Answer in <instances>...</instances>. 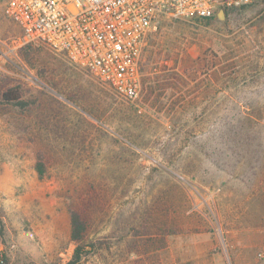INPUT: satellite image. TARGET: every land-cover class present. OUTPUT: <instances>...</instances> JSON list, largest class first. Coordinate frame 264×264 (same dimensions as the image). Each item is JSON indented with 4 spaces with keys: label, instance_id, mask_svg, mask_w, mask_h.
Listing matches in <instances>:
<instances>
[{
    "label": "rangeland",
    "instance_id": "1",
    "mask_svg": "<svg viewBox=\"0 0 264 264\" xmlns=\"http://www.w3.org/2000/svg\"><path fill=\"white\" fill-rule=\"evenodd\" d=\"M0 0L4 264H264V0L163 19L120 97L21 31ZM20 87L7 104L1 94ZM45 169L39 178L34 165Z\"/></svg>",
    "mask_w": 264,
    "mask_h": 264
},
{
    "label": "built area",
    "instance_id": "2",
    "mask_svg": "<svg viewBox=\"0 0 264 264\" xmlns=\"http://www.w3.org/2000/svg\"><path fill=\"white\" fill-rule=\"evenodd\" d=\"M261 0H7L4 15L22 44L40 43L62 54L127 100L141 92L146 37L163 19H211ZM0 250V264L4 259ZM260 259L264 254L258 255Z\"/></svg>",
    "mask_w": 264,
    "mask_h": 264
},
{
    "label": "trees",
    "instance_id": "3",
    "mask_svg": "<svg viewBox=\"0 0 264 264\" xmlns=\"http://www.w3.org/2000/svg\"><path fill=\"white\" fill-rule=\"evenodd\" d=\"M245 9V8H242ZM225 14L227 10H224ZM22 98V92L20 87H12L7 89L1 94V99L7 104H17ZM34 170L36 171L39 178H42L45 169L40 161H37L34 165ZM87 236V226L82 220L80 215L75 211H70V240L74 245L73 253L69 261L65 264H77L80 262L81 258L88 252L84 251V248L89 246L85 245ZM94 249L93 245H90ZM42 264H57V263H46Z\"/></svg>",
    "mask_w": 264,
    "mask_h": 264
},
{
    "label": "water",
    "instance_id": "4",
    "mask_svg": "<svg viewBox=\"0 0 264 264\" xmlns=\"http://www.w3.org/2000/svg\"><path fill=\"white\" fill-rule=\"evenodd\" d=\"M216 17H217L218 19H223V17H224V11H223V10L218 11Z\"/></svg>",
    "mask_w": 264,
    "mask_h": 264
}]
</instances>
